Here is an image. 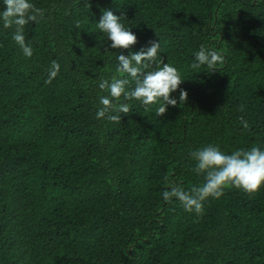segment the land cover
<instances>
[{
    "label": "trees",
    "instance_id": "obj_1",
    "mask_svg": "<svg viewBox=\"0 0 264 264\" xmlns=\"http://www.w3.org/2000/svg\"><path fill=\"white\" fill-rule=\"evenodd\" d=\"M32 2L31 58L0 23V264H264V187L229 186L199 216L162 197L203 182L191 151L264 148V0ZM103 9L125 18L132 51L160 42L183 105L96 119L98 80L123 78L129 51L97 29ZM202 45L223 57L215 70L192 67Z\"/></svg>",
    "mask_w": 264,
    "mask_h": 264
},
{
    "label": "clouds",
    "instance_id": "obj_2",
    "mask_svg": "<svg viewBox=\"0 0 264 264\" xmlns=\"http://www.w3.org/2000/svg\"><path fill=\"white\" fill-rule=\"evenodd\" d=\"M0 5L4 6V10L0 11V23L3 28L14 27L12 40L26 58H31L34 49L30 41L26 43L25 29L30 23L37 22L41 10L32 0H0ZM124 19L111 10L103 9L99 21L95 23L99 32L106 36L107 41H111L112 49L129 50L127 55L123 52L116 55V71L123 74V78L112 75L109 78L100 76L98 80V88L107 93L99 96V105L102 107L96 112L98 120H121V115L109 113L128 114L131 111L129 101L144 106L158 105L157 114L162 116L168 106L176 107L178 101L181 106L188 98V93L180 88L185 80L178 69L165 63L162 58L159 63L156 62L160 54L159 41H151L139 51L131 50L137 44V36L125 26ZM222 60L218 52L202 45L194 54L192 67L206 66L215 70V65ZM59 68L60 65L53 62L48 72L49 81L57 76ZM130 83L134 87H130ZM178 89L179 97H173ZM243 123L247 127V122ZM190 158L194 161V172L203 177L200 186L185 190L173 185L162 193L165 201L179 202L185 212L202 215L205 203L210 199L219 200L229 186L247 194L257 193L264 187V148L259 146L226 153L219 146L208 144L191 151Z\"/></svg>",
    "mask_w": 264,
    "mask_h": 264
}]
</instances>
